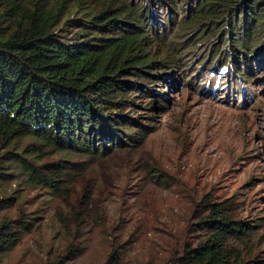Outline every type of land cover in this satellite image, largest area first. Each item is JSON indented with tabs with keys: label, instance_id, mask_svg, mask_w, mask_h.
<instances>
[{
	"label": "rangeland",
	"instance_id": "374dc122",
	"mask_svg": "<svg viewBox=\"0 0 264 264\" xmlns=\"http://www.w3.org/2000/svg\"><path fill=\"white\" fill-rule=\"evenodd\" d=\"M210 48L192 50L175 81L138 77L166 92L163 112L136 98L132 114H152L153 131L134 150L74 153L58 187L26 178L20 160L33 155L30 136L0 142V189L12 196L0 218L21 215L29 225L0 252V264H183V248L210 232L203 219L219 202L245 223L227 245L247 264H264V65L254 62L246 79L207 69L201 61ZM38 153L42 161L58 157Z\"/></svg>",
	"mask_w": 264,
	"mask_h": 264
},
{
	"label": "trees",
	"instance_id": "16d2710c",
	"mask_svg": "<svg viewBox=\"0 0 264 264\" xmlns=\"http://www.w3.org/2000/svg\"><path fill=\"white\" fill-rule=\"evenodd\" d=\"M202 42L211 44L207 69L248 78L254 62L264 65V0H0V142L30 136L33 155L20 165L29 181L53 188L74 153L134 150L154 129L152 114H132L136 98L165 111L166 92L153 84L175 81ZM143 73L154 83L137 80ZM42 150L58 157L42 161ZM11 198L0 189V213ZM221 205L211 203L210 232L183 248V264L249 263L226 243L245 223ZM20 216L0 218L19 224L0 227V252L29 227Z\"/></svg>",
	"mask_w": 264,
	"mask_h": 264
}]
</instances>
